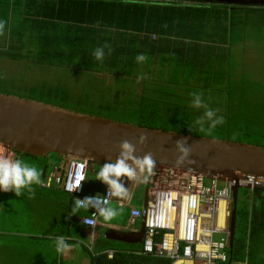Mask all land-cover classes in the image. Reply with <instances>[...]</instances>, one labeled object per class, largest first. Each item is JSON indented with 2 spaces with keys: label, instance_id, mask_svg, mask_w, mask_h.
I'll return each mask as SVG.
<instances>
[{
  "label": "trees",
  "instance_id": "obj_1",
  "mask_svg": "<svg viewBox=\"0 0 264 264\" xmlns=\"http://www.w3.org/2000/svg\"><path fill=\"white\" fill-rule=\"evenodd\" d=\"M175 3L165 11V6H151L154 3L150 0H136L135 3H125L124 0H0V20L6 21L4 33L8 36L2 53L10 59H25L84 76V96L78 98L80 101H72L71 89L66 84L54 86L47 82L33 90H41L43 95L28 98L152 128L264 146V113L258 111L256 101L259 99L247 96L248 89L244 85L232 81L226 95L221 96L223 99H219L220 96H202L210 108L218 110V116L224 117L225 122L212 129L207 120L203 125L196 123L204 116L205 109L193 107L192 96L174 90L173 86L180 85L182 79L187 85L192 77L204 75L210 82L220 77V71L225 68L208 61L202 65L175 56L176 50L181 52L175 49L179 42L167 38V35H172L174 21L179 25L188 19L201 17L195 13L180 15L174 12L178 10ZM188 5L184 7L187 10L190 8ZM235 8L264 11V8L255 7ZM172 12L177 15H172ZM152 34L158 35L157 38H152ZM105 43L111 46L112 52L101 64L93 52ZM142 53L148 56V60L137 63L135 58ZM153 63H159L160 68L156 72L140 70L141 65L148 69ZM197 70L204 72L197 74ZM141 73L147 78L143 79L144 86L137 92L134 91V82ZM108 79L120 84L122 90L128 83L130 90L127 94L123 92L121 98L107 99L100 87ZM96 87L98 94L94 91ZM254 125H261L262 129L257 130ZM233 132L235 136H231ZM51 154L54 153L42 157L17 153V159L35 166L42 172L43 179L50 167ZM93 165L90 162V166ZM96 167L100 169L99 165ZM92 172L86 186L92 179ZM76 216H72L75 221ZM35 246L34 239L33 248ZM51 246L56 252L54 243ZM94 248L99 251L106 247L95 245ZM120 255L106 260V255L101 253L93 257L92 264H170V260H152L150 254L138 255L131 261H120ZM228 260L264 264L263 185L255 186L251 194L249 188H239L233 247L231 254L228 252Z\"/></svg>",
  "mask_w": 264,
  "mask_h": 264
},
{
  "label": "crops",
  "instance_id": "obj_2",
  "mask_svg": "<svg viewBox=\"0 0 264 264\" xmlns=\"http://www.w3.org/2000/svg\"><path fill=\"white\" fill-rule=\"evenodd\" d=\"M150 1L154 3L151 6H165V11L169 9L168 7L171 6V3L176 2L174 7H177L178 10L174 12H179L180 15H187L189 13L192 15L195 13L201 16L195 20L188 19L183 21L179 25L174 21L172 35H167V38L178 40L179 42V46H176L175 49H179L181 52L176 50L175 56L178 55L181 58L200 62L202 65H205L204 63L208 61L210 63L212 62V64L225 67L224 70L220 71V77L218 76L215 79H211L210 82H207L204 75H196L192 77L187 85L183 83L184 80L182 79L180 85L177 87L173 86L175 87L174 90L186 96H192L188 93L194 90H214L217 94L221 92L220 95H226L231 82H239L240 79L239 74H237L238 69L236 68L238 65L236 64V46L241 49L244 56H247L249 54L248 48H245L244 44L247 39L248 23L255 18H264L263 10H243L236 9L235 7L264 8V6L231 5L220 0H213L210 2L205 0ZM186 5L190 6V8H188L189 10L184 8ZM174 12H172V15H177ZM157 36L158 35H156L155 38H157ZM7 37V34L4 33L3 39L5 40ZM4 48H0L1 54H3L2 50H4ZM145 68L146 67L143 65L140 66L141 71L152 72L155 70L156 72V70H159L160 66L159 63H153L148 69ZM200 72L197 70V74ZM144 81L145 80H142V82L139 83H137V81L134 82L138 86V92L144 86ZM201 94L202 96H217L211 93L208 94V92H202ZM0 155L7 156L9 159L18 158L17 153L12 152L10 148L8 150L0 149ZM49 160L50 165L51 163L62 161L60 156ZM92 171L93 168H91L89 174ZM103 186L104 183L96 180V178H92L88 186H86V190L89 192H100ZM33 187L35 188L34 198H30V194L25 190L24 194L21 196V211H19V209L14 211L16 212L15 214L19 216L15 220H19L21 217L22 220L32 225L31 227L28 226L30 227L29 229L23 228L20 231H13L6 228L8 226V220L5 219L4 211L8 206L7 202L10 196L14 192L0 191V214H2L1 217L3 218L1 219L0 217V236L4 233L12 234V237L6 244L3 241L2 244H0L1 246H10V248L6 250L7 253L5 255H7V257L4 258L6 260L3 264H92L93 257L101 253L106 255V260H112L118 254H121L119 256L120 261H131L142 254L140 251L141 241L133 240H138V236H135V234L140 231L143 221L138 218L136 221L130 222L128 218L130 211L129 207H120L113 203L109 205V207L116 209L117 215L107 221H105L103 217H99L100 222L96 228L97 234L93 240L92 249L90 250L85 244L89 240L88 233L81 225L80 218L83 215L89 214L91 210H78L76 213V215H78L76 216L77 221H75L72 217L75 215H71L74 207L72 195L56 188H44L41 185H34ZM114 205L115 207H112ZM109 229L117 230V233L107 234ZM123 231L130 232L132 235H121L120 232ZM58 236L67 237V242L69 244L77 246L64 254H60L57 251L54 252L51 245L52 243L55 245V240ZM34 239L36 243L35 248H33ZM95 245L99 247L105 246L106 248L96 251V248H94ZM108 249H113L112 256H108L106 251ZM151 258L156 261L169 260L168 258L157 256H152ZM228 261H230V264H240L236 261ZM183 264L199 263L184 262Z\"/></svg>",
  "mask_w": 264,
  "mask_h": 264
},
{
  "label": "water",
  "instance_id": "obj_3",
  "mask_svg": "<svg viewBox=\"0 0 264 264\" xmlns=\"http://www.w3.org/2000/svg\"><path fill=\"white\" fill-rule=\"evenodd\" d=\"M220 1L231 5L264 6V0ZM142 132L148 134V139L144 145H136L139 149L136 155L143 156L144 153L151 152L156 161L155 165L191 169L207 178L233 183L229 242L231 254L240 188L238 180L253 178L264 186V146L229 138L152 128L0 91V143L9 146L16 153L42 157H47L50 153L60 157L72 155L86 158L102 167L109 160L115 161L121 140L126 139L136 144ZM181 138L187 139L191 152L184 163L177 164L180 153L175 141ZM149 178L145 181V194ZM133 183L130 181L129 188H132ZM243 187L249 188L250 185ZM144 230L142 222L140 231L135 234L138 240L133 241L142 242ZM114 232L117 233V230L109 229L107 234ZM120 233L132 235L126 231ZM227 264H230V261Z\"/></svg>",
  "mask_w": 264,
  "mask_h": 264
},
{
  "label": "built area",
  "instance_id": "obj_4",
  "mask_svg": "<svg viewBox=\"0 0 264 264\" xmlns=\"http://www.w3.org/2000/svg\"><path fill=\"white\" fill-rule=\"evenodd\" d=\"M153 38L156 35H152ZM58 163H51L43 177L44 188H56L72 195L73 200L96 194L107 196V185L100 192L86 190L90 160L63 155ZM166 167V166H165ZM172 167L164 171L153 170L144 196L143 208L132 205L133 192L143 180L130 181L123 178L129 189L127 198L112 197V203L129 207V221L140 218L144 224L141 253L168 258L171 264L198 262L199 264H225L228 261L230 242V218L233 208V183L217 178H207L191 169L173 173ZM177 169V168H176ZM82 177V179H80ZM80 179L77 190L69 191ZM243 187L249 184L250 194L260 181L253 178H239ZM80 218L87 230L89 240L85 243L90 250L99 225V214L93 208ZM92 224L95 226L93 227ZM112 256L113 249L106 250ZM246 264V260L239 262Z\"/></svg>",
  "mask_w": 264,
  "mask_h": 264
},
{
  "label": "rangeland",
  "instance_id": "obj_5",
  "mask_svg": "<svg viewBox=\"0 0 264 264\" xmlns=\"http://www.w3.org/2000/svg\"><path fill=\"white\" fill-rule=\"evenodd\" d=\"M255 19L251 21L252 23H248L249 26L247 39L244 44V47L248 48L249 54L247 56H244L241 49L236 46V64H238L236 68L238 69L237 74H239L240 76L239 83L244 85L248 89L247 94L249 95L247 96H251L252 98L256 97L257 99H259L258 101H256L257 106L259 107L258 111L264 113V18ZM3 38L4 34L0 36V48H4L6 46L5 40H7V38L5 40ZM83 77L84 76H81L79 73L71 72L70 70L64 71L63 69L54 66H41L39 64L31 63L30 61H27L25 59L14 60L7 58L0 53V90L6 91L5 93H13L25 97H31L33 95H43L41 90L38 92H34V88L44 82H47L54 86H58V83H61L66 84L71 89L72 101H77L78 98L81 99V97L84 96ZM125 85V89L122 90V86L120 84L118 85L113 80L108 79L103 83V86L100 87V89L103 90H101V92L103 93L105 98L113 100L115 97L121 98V94L123 92H125L126 94L128 93L127 90H130L129 85L128 83ZM137 90L138 86L137 84H135L134 91ZM94 91L95 94H98L97 87L94 88ZM202 92L215 94L217 96H220L219 99H223V97H221L222 95H220L221 92L217 94L214 92V90H194L187 93L191 94ZM135 96H137V94H135ZM254 126L257 127V130L262 129L261 125ZM231 136H235V133H231ZM0 149L8 150L9 146L0 143ZM11 151L14 152V150L12 149ZM54 158H56V156L54 154H51L49 159ZM91 168H93L91 177L96 178V175L99 172V168H97L95 164L91 166ZM165 169L166 167L162 165H155L154 167V170L156 171H164ZM171 170L176 174L182 173L181 169L170 168V171ZM144 191L145 181L142 182L139 188H135L133 192L132 204L139 209H142ZM7 203L8 206L4 211L6 217L5 219L8 220V226L6 228L13 231H20L23 228L29 229L32 225L22 220L21 217L19 218V220H15L19 216L16 215V212L14 211L18 209L19 211H21V196L17 197L15 193H13ZM115 205L112 207H115ZM1 215L2 214H0V217ZM1 219L3 218L1 217ZM13 222H15L16 224ZM11 237L12 234L4 233L2 236H0V244H2V241L6 244ZM9 248L10 246L0 245V264H3L6 260L4 259L7 257V255L5 254L7 253L6 250Z\"/></svg>",
  "mask_w": 264,
  "mask_h": 264
},
{
  "label": "clouds",
  "instance_id": "obj_6",
  "mask_svg": "<svg viewBox=\"0 0 264 264\" xmlns=\"http://www.w3.org/2000/svg\"><path fill=\"white\" fill-rule=\"evenodd\" d=\"M124 2L135 3L136 0H124ZM5 25L6 21L0 20V36L4 34ZM105 49H107V53ZM111 52V46L105 43L103 46L97 47L93 55L102 64L106 55H111ZM135 59L137 63H144L148 60V56L142 53L137 55ZM146 78L141 73L137 76V83ZM191 95L193 97V107L205 109L204 116L197 120L196 123L203 125L204 121L207 120L210 122L209 128L212 129L218 124L225 122L223 116L217 115V109H212L208 106L201 93H191ZM147 139L148 134L142 132L137 138L136 144L126 139L121 140L118 145L119 153L115 161L109 160V162L100 167L96 175V180L107 185V196L96 194L91 197H84L83 199H75L71 215H76L80 209L87 210L93 208L105 221L114 218L117 215V211L108 206V201L112 197L127 198L129 189L124 186L123 178L132 182L139 180L147 181L153 173L156 164L153 154L151 152H146L143 156L135 154L139 151L136 145H144ZM175 146L180 153L176 162L177 164H182L191 152L190 146L186 138L176 140ZM80 151H83V149H80ZM41 177L42 172L40 170L35 166H30L22 159H9L0 155V191H12L17 197H20L26 190L30 194V198H34L35 188L33 186L44 183ZM80 179L77 180L76 185L70 188L69 191L77 190L80 185ZM92 226L94 227L95 225L92 224ZM67 240L68 238L65 236L56 237L55 248L58 253L64 254L77 246L69 244Z\"/></svg>",
  "mask_w": 264,
  "mask_h": 264
},
{
  "label": "bare ground",
  "instance_id": "obj_7",
  "mask_svg": "<svg viewBox=\"0 0 264 264\" xmlns=\"http://www.w3.org/2000/svg\"><path fill=\"white\" fill-rule=\"evenodd\" d=\"M257 103V102H256Z\"/></svg>",
  "mask_w": 264,
  "mask_h": 264
}]
</instances>
